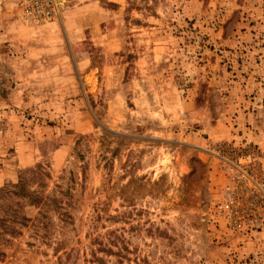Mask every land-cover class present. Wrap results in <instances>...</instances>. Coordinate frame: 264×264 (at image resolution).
<instances>
[{
	"label": "rangeland",
	"instance_id": "obj_1",
	"mask_svg": "<svg viewBox=\"0 0 264 264\" xmlns=\"http://www.w3.org/2000/svg\"><path fill=\"white\" fill-rule=\"evenodd\" d=\"M22 178L0 264H264V0H0Z\"/></svg>",
	"mask_w": 264,
	"mask_h": 264
},
{
	"label": "trees",
	"instance_id": "obj_2",
	"mask_svg": "<svg viewBox=\"0 0 264 264\" xmlns=\"http://www.w3.org/2000/svg\"><path fill=\"white\" fill-rule=\"evenodd\" d=\"M31 171L37 172L33 169ZM21 199H24L25 203ZM1 200L5 202L0 203V240H4L6 236L19 233L16 224L24 225L29 219L26 214L20 212L21 207L39 206L45 203V197L38 189L31 188L29 181L25 178L11 187H0ZM93 255L98 260L95 252Z\"/></svg>",
	"mask_w": 264,
	"mask_h": 264
}]
</instances>
